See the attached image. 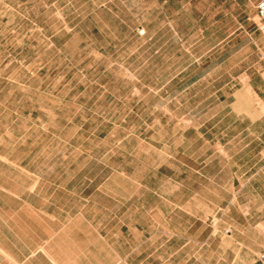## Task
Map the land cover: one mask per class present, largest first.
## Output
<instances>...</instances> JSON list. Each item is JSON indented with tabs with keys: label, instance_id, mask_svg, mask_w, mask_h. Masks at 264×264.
Masks as SVG:
<instances>
[{
	"label": "rangeland",
	"instance_id": "374dc122",
	"mask_svg": "<svg viewBox=\"0 0 264 264\" xmlns=\"http://www.w3.org/2000/svg\"><path fill=\"white\" fill-rule=\"evenodd\" d=\"M258 1L0 0V155L13 179L16 166L125 206L139 184L157 247L175 237L171 263L165 251L156 264H264Z\"/></svg>",
	"mask_w": 264,
	"mask_h": 264
},
{
	"label": "crops",
	"instance_id": "0c3cea01",
	"mask_svg": "<svg viewBox=\"0 0 264 264\" xmlns=\"http://www.w3.org/2000/svg\"><path fill=\"white\" fill-rule=\"evenodd\" d=\"M243 77L237 102L249 100L252 88ZM256 113L264 120V110ZM16 168L13 179L10 157L0 155V264H156L165 251L163 262L171 263L175 237L164 233L157 247L156 209L140 205L139 184L135 204L125 206L114 191L46 186Z\"/></svg>",
	"mask_w": 264,
	"mask_h": 264
},
{
	"label": "built area",
	"instance_id": "2783aa9c",
	"mask_svg": "<svg viewBox=\"0 0 264 264\" xmlns=\"http://www.w3.org/2000/svg\"><path fill=\"white\" fill-rule=\"evenodd\" d=\"M255 13L257 18V30L264 35V0H259L255 7ZM139 35H143V31L138 32Z\"/></svg>",
	"mask_w": 264,
	"mask_h": 264
}]
</instances>
